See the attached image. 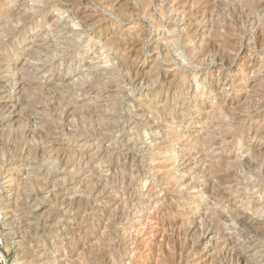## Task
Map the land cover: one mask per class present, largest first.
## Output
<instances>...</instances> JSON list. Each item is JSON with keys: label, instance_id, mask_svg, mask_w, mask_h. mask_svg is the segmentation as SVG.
<instances>
[{"label": "rangeland", "instance_id": "374dc122", "mask_svg": "<svg viewBox=\"0 0 264 264\" xmlns=\"http://www.w3.org/2000/svg\"><path fill=\"white\" fill-rule=\"evenodd\" d=\"M189 1L0 0L9 264H264V0H213L211 23ZM158 205L172 210L148 225Z\"/></svg>", "mask_w": 264, "mask_h": 264}, {"label": "bare ground", "instance_id": "6f19581e", "mask_svg": "<svg viewBox=\"0 0 264 264\" xmlns=\"http://www.w3.org/2000/svg\"><path fill=\"white\" fill-rule=\"evenodd\" d=\"M157 1V0H156ZM173 1V0H172ZM187 1L188 2H190L189 0H186V4H187ZM212 1L213 0H191V6L190 7H198V8H196L193 12H192V17L194 16V17H196V18H198L199 16H205V21H207L208 23H211V19H213V15H216V12H217V10L215 9V7L213 6V4H212ZM234 1V0H233ZM172 3V2H171ZM214 3H215V1H214ZM237 3V2H236ZM156 4V3H155ZM185 4V3H184ZM146 5V4H145ZM182 5V4H181ZM238 5V4H237ZM250 6L249 4H245V6ZM216 6V5H215ZM260 6L261 5H257L256 6V8L255 9H257V11L259 10V8H260ZM235 7V6H234ZM254 7H255V5H254ZM176 8V7H175ZM217 8V7H216ZM247 8V7H246ZM253 7H249L248 8V10L250 11V12H248V11H242V12H240L238 9L236 10V9H234L233 10V12H232V9H230L229 10V15L230 16H232V18L234 17V15H235V13L236 12H238L239 11V13H241V14H244V15H247V17H250V15L252 14L251 13V10H253L252 9ZM182 9V8H181ZM244 9V8H243ZM263 10V9H262ZM180 11H182V10H180ZM153 12V11H152ZM178 12V11H177ZM188 12V11H187ZM253 12H254V10H253ZM154 13V12H153ZM226 13V12H225ZM238 13V14H239ZM36 14V13H35ZM35 14L34 13H29L28 15H25V17H23V19H22V22H23V24H24V26L25 25H27V24H29V22L33 19V17L35 16ZM218 15H219V17H222V16H220V13H219V9H218V13H217ZM223 14V13H222ZM225 15V14H224ZM235 16H237V15H235ZM239 16V15H238ZM12 17V16H11ZM226 17L228 18L229 16L228 15H225V16H223L221 19H219L218 21H217V25H220L221 24V26L223 27V25H222V23H226L225 21H227V20H225L226 19ZM217 18V17H216ZM231 18V19H232ZM246 18V17H245ZM238 19V18H237ZM204 20V19H203ZM246 20H247V18H246ZM254 20V19H253ZM256 20H257V18H256ZM198 21V20H197ZM8 22V21H7ZM92 22V21H91ZM192 22H194L193 21V19L191 20V21H189V22H186V26H190L191 24H192ZM216 22V21H215ZM214 22V23H215ZM234 22V21H233ZM253 22V21H252ZM86 21H82V25L84 26V28L86 27H88L87 25H86ZM89 23V22H88ZM160 23V22H159ZM237 23V22H236ZM91 24V23H90ZM90 24H89V26H90ZM184 24V23H183ZM229 24V23H228ZM94 25V24H93ZM193 25V24H192ZM212 25V24H211ZM233 25V24H232ZM249 25V24H248ZM91 26H92V24H91ZM210 26V25H209ZM227 26V23H226V25H225V27ZM196 27V26H195ZM238 27V26H237ZM191 28V27H190ZM189 28V29H190ZM211 28H213V27H211ZM225 29V28H224ZM237 29V28H236ZM187 30V29H186ZM209 30V29H208ZM211 30V29H210ZM209 30V31H210ZM216 30V29H215ZM215 30H214V32H215ZM219 30V29H218ZM217 30V31H218ZM12 31V33L13 32H16L17 30L15 29V28H13V30H11ZM190 31V30H189ZM192 31H194V30H192ZM196 31V30H195ZM216 31V34H215V37L216 38H219L220 36H218L219 34H218V32ZM238 32V31H237ZM260 32V31H259ZM187 33V32H186ZM191 33V32H190ZM200 33V32H199ZM100 35V34H99ZM202 35V34H201ZM210 35V34H209ZM212 35H214V34H212ZM207 36V35H206ZM166 37V36H165ZM201 37V36H200ZM235 37V36H234ZM167 38V37H166ZM193 38L195 39V38H197V36L196 35H193ZM223 38V37H222ZM127 39V38H126ZM169 39H170V41H171V43L172 44H176V46L177 45H179L178 44V41H177V39H176V37L175 36H173V34H172V36L171 37H169ZM224 39H226V38H224ZM27 40V39H26ZM129 40V39H128ZM194 41V40H193ZM201 41H202V39H201ZM218 41H221V40H218ZM262 41V40H261ZM7 40L6 39H1L0 40V51L6 46V44H7ZM51 43V42H50ZM191 43H193V42H191ZM202 43V42H201ZM205 43V42H204ZM235 43V42H234ZM49 44V43H48ZM68 44H70L71 46H75V43L74 42H72V43H68ZM124 44V43H123ZM196 45V44H195ZM201 44H199V46H200ZM206 45V44H205ZM39 46V45H38ZM61 46H63V44H59V43H56V42H53V44L52 45H49L48 47H49V49L50 48H52V47H54V49H59ZM121 46H123V45H121ZM180 46V45H179ZM207 47L205 48V50H203V51H201V52H199V54H198V57H197V59H203L204 57L206 58V55L208 54V52L210 53V50H211V48L214 46V43L212 42V41H210L209 40V42H208V40H207V45H206ZM7 47V46H6ZM35 47H37V46H35ZM43 47V46H42ZM65 47V46H64ZM66 47H67V45H66ZM65 47V48H66ZM124 47V46H123ZM126 47V46H125ZM194 47V46H193ZM205 47V46H204ZM34 48V47H33ZM41 48V47H40ZM47 48V47H46ZM44 49L43 50V53L45 54L46 53V55L48 56V54H49V52H50V50L49 49ZM131 48V47H130ZM190 48V47H189ZM227 48V47H226ZM43 49V48H42ZM118 49V48H117ZM197 49H198V47H197ZM218 49V48H217ZM33 51L34 50H36V51H38L37 49H32ZM32 50H30V51H32ZM125 50V49H124ZM29 51V52H30ZM114 51H115V49H114ZM192 53L191 54H193L194 53V50L193 49H191L190 50ZM197 51V50H196ZM215 51H216V49H215ZM3 52V51H2ZM29 52H27L29 55H33L32 53H29ZM121 53H122V51H121ZM36 54H37V52H36ZM187 54V53H186ZM190 54V55H191ZM28 55V56H29ZM127 55V54H126ZM41 56V55H40ZM39 56V57H40ZM189 56V55H188ZM208 56V55H207ZM38 57V58H39ZM192 57V56H191ZM203 57V58H202ZM13 57L11 56V55H9V54H7L6 56H3V57H1L0 56V64H3V63H5V62H8L9 64H10V62H12L13 61V59H12ZM16 58V57H15ZM204 58V59H205ZM19 59V58H18ZM18 59H14L15 61H18ZM222 59V58H221ZM57 60V59H56ZM193 60V59H192ZM15 61H14V64H15ZM32 67V66H31ZM33 67H34V65H33ZM14 68V67H13ZM35 69V68H34ZM42 69V68H41ZM27 72L26 73H28L29 72V69L28 70H26ZM41 71V70H40ZM48 71V70H47ZM46 72V71H45ZM25 73V74H26ZM128 73V72H127ZM131 73V72H130ZM32 75V74H31ZM130 75V74H129ZM133 79V78H132ZM135 79V78H134ZM133 79V80H134ZM39 80V79H38ZM101 80V79H100ZM130 81H131V79H130ZM41 82V81H40ZM21 83V82H20ZM42 84V83H41ZM15 85V84H14ZM28 85V82L27 81H23L22 82V84H21V86H27ZM133 85V84H132ZM46 88V87H45ZM90 92V91H89ZM93 95V94H92ZM52 96H54V95H52ZM58 96V95H57ZM68 98V97H67ZM70 98V97H69ZM68 98V99H69ZM43 99V98H42ZM37 105V104H36ZM57 105V104H56ZM246 106V105H245ZM58 107V106H57ZM76 108V107H75ZM101 108V107H100ZM66 109V108H65ZM99 109V108H98ZM187 109V108H186ZM71 110V109H70ZM72 111V110H71ZM65 112H67V111H65ZM96 112V111H95ZM29 113V112H28ZM100 113V112H99ZM167 113V112H166ZM165 113V114H166ZM32 114V113H31ZM93 114V113H92ZM164 114V113H163ZM103 115V114H102ZM34 116V115H33ZM66 116V115H65ZM163 116V115H162ZM175 117L177 118V116H176V113H169V114H166L165 115V117H163V118H161V120L163 121L164 120V123H167V122H169L170 120H172V119H175ZM158 118V117H157ZM160 118V117H159ZM179 118V117H178ZM90 119V118H89ZM99 119V118H98ZM105 121V120H104ZM160 121V120H159ZM240 123V122H239ZM233 124V123H232ZM98 125V124H97ZM158 125V124H157ZM225 125H228V131H230V135H233L234 134V131H236L237 129H236V127H235V125H234V127H232V125H229V124H225ZM161 126V125H160ZM107 127V126H106ZM49 129V128H48ZM93 129V128H92ZM166 129V128H165ZM33 130V129H32ZM50 130V129H49ZM47 131V130H46ZM52 131V130H51ZM92 131V130H91ZM232 131V132H231ZM214 132V131H213ZM33 133V132H32ZM219 133V132H218ZM31 134V133H30ZM85 135V134H84ZM211 136V135H210ZM215 136H216V134H215ZM214 136V137H215ZM140 140V139H139ZM203 140V139H202ZM85 142V141H84ZM176 142V141H175ZM87 143V142H86ZM91 143V142H90ZM85 144V143H84ZM82 148V147H81ZM85 148V147H84ZM79 149V148H78ZM97 149H98V147H97ZM95 150H96V148H95ZM90 151V150H89ZM256 151V150H255ZM79 152V151H78ZM88 153V150H81V152H80V154H81V157L83 156V157H85L86 156V154ZM90 153V152H89ZM93 153H98V152H94L93 151ZM257 153L258 152H256V154L255 155H257ZM91 154V153H90ZM79 155V154H78ZM79 157V156H78ZM81 157H79V158H81ZM62 158V157H61ZM63 159V158H62ZM82 159V158H81ZM84 159V158H83ZM219 159V158H218ZM86 160V159H85ZM220 160V159H219ZM229 161V160H228ZM248 161V160H247ZM85 162V161H84ZM89 162V161H88ZM244 162H246V161H244ZM91 163V162H90ZM225 163V162H224ZM254 163V162H253ZM256 163V162H255ZM247 164L249 165V166H251L250 164V162L248 161L247 162ZM83 165H84V163H83ZM171 165V164H170ZM173 165V164H172ZM243 165V164H242ZM241 165V166H242ZM256 165V164H255ZM78 166V165H77ZM87 166H88V164H87ZM259 166V165H258ZM257 166V167H258ZM83 167V166H82ZM264 167V166H263ZM220 168H223V164H221L220 162L219 163H216V164H213L212 166H211V172H213V175L215 174V178H216V180L217 179H222V180H228L229 179V175L230 176H232V175H234V173L235 172H229L228 174H221L220 172H222V171H219V170H221ZM229 168V167H228ZM247 168V167H246ZM88 169V168H87ZM225 169V168H224ZM243 170V169H242ZM218 171H219V173H218ZM245 171V170H244ZM209 172H210V170H209ZM248 173V172H247ZM212 175V174H211ZM237 175V174H236ZM243 175H244V173H243ZM256 175L260 178V179H262V180H264V171L262 172V171H260V173H256ZM207 176H208V174H207ZM249 177V176H248ZM182 179V178H181ZM181 179H178L177 181H176V184L178 185V184H180V182H181ZM241 179V178H240ZM251 179V178H250ZM214 181V180H213ZM233 183V182H232ZM153 184V183H152ZM152 184H149L150 185V187L152 188ZM225 184V183H224ZM249 184V183H248ZM154 186V185H153ZM225 186V185H224ZM134 187V186H133ZM132 187V188H133ZM149 187V186H148ZM175 187V186H174ZM173 188V187H172ZM247 188V187H246ZM176 190V189H175ZM153 191V190H152ZM141 194H143L145 197H150V194H151V191H150V188L149 189H147L146 191H141ZM137 195V194H136ZM155 195V194H154ZM144 196H142V197H144ZM136 197V196H135ZM152 197V196H151ZM224 197V196H223ZM153 198V197H152ZM152 198H146V199H148V201H150V199H152ZM175 198V197H174ZM158 199V198H157ZM171 199V198H170ZM145 200V199H144ZM154 200V199H153ZM146 201V200H145ZM148 201H146V204H147V202ZM161 201H163V200H161ZM175 201V200H174ZM174 201H172V202H174ZM164 202H165V200H164ZM155 203V202H154ZM227 203V202H226ZM148 204H150V202H148ZM144 205V204H143ZM155 205V204H154ZM166 205V204H165ZM164 205V206H165ZM167 205H168V203H167ZM176 205V204H175ZM147 206H150V205H147ZM146 205H145V207H147ZM152 207H153V205H151ZM164 206H161V205H158V206H156V207H154V208H152V212L150 213V217H148L147 219H148V225H152V223H154L153 221L154 220H159L161 217H163L164 215H166L168 212H170L171 210H172V206H170V207H164ZM169 206V205H168ZM174 207V206H173ZM258 207V206H257ZM150 208V207H149ZM148 208V209H149ZM264 208V207H263ZM175 209V208H174ZM253 209H255V208H253ZM259 209V208H258ZM178 210V209H177ZM263 211L262 212H260L259 211V213H258V215L259 214H264V209H262ZM255 211H257L256 209H255ZM147 212H150V211H147ZM226 216V215H225ZM146 219V220H147ZM161 220V219H160ZM264 220V219H263ZM158 222V221H157ZM160 222V221H159ZM161 223V222H160ZM157 224H159V223H157ZM192 224V223H191ZM164 225V224H163ZM162 225V226H163ZM158 226H161V225H158ZM158 226L156 227V228H158ZM149 227H151V226H149ZM149 227H148V230H149ZM244 227V226H243ZM135 228V227H134ZM152 228H153V226H152ZM152 228H150L151 230H152ZM162 228H164V226L162 227ZM157 230V229H156ZM153 231V230H152ZM161 231V230H160ZM164 231V230H163ZM260 231V230H259ZM258 231V232H259ZM176 232V231H175ZM241 232V231H240ZM145 233V232H144ZM150 233V232H149ZM159 233V232H158ZM164 233V232H163ZM165 233H167L166 231H165ZM179 233V232H178ZM181 233V232H180ZM262 233V232H261ZM161 234V233H160ZM168 234V233H167ZM174 234V233H173ZM157 235V234H156ZM162 235H164V234H162ZM144 236H145V234H144ZM158 236V235H157ZM147 237V236H146ZM149 237V236H148ZM154 237V236H153ZM156 237V236H155ZM160 237V236H159ZM161 237H163L164 238V236H161ZM160 237V238H161ZM166 237V236H165ZM175 237H177V236H175ZM181 237V236H180ZM263 237V236H262ZM190 238V237H189ZM133 239H134V237H133ZM167 239H170V238H167ZM144 240V239H143ZM159 240V239H158ZM161 240V239H160ZM165 241H167V240H165ZM164 241V242H165ZM181 241H183V240H181ZM159 243V242H158ZM131 244V243H130ZM134 244V243H133ZM136 244V243H135ZM161 244V243H160ZM159 244V245H160ZM165 244V243H164ZM171 244V243H170ZM84 245V244H83ZM158 245V244H157ZM166 245V244H165ZM138 246H140V245H138ZM141 247H143V245L141 246ZM145 247V246H144ZM143 247V248H144ZM155 247V246H154ZM161 247V246H160ZM159 247V248H160ZM165 247V246H164ZM168 247V246H167ZM190 247H191V245H190ZM220 247V246H219ZM166 248V247H165ZM139 249V248H138ZM145 249V248H144ZM143 249V250H144ZM155 249V248H154ZM161 249V248H160ZM180 249H181V247H180ZM196 249V248H195ZM227 249H228V247H227ZM230 249V248H229ZM232 249V248H231ZM140 251H139V253L141 254V249H139ZM151 250L153 251V249L151 248ZM157 250H159V249H157ZM157 250H156V252H157ZM162 250V249H161ZM183 250V249H182ZM145 251V252H144ZM143 252H144V254H148L147 252H146V250H144ZM185 251V250H184ZM187 251V250H186ZM185 251V252H186ZM189 251V250H188ZM193 251V250H192ZM235 251V250H234ZM135 252V251H134ZM142 252V253H143ZM159 252H161L160 250L158 251V253ZM233 252V251H232ZM138 253V255H140ZM150 253V252H149ZM135 254V253H134ZM143 254V255H144ZM153 255H154V252L152 253ZM157 254V253H156ZM237 254V253H236ZM137 255V254H136ZM152 255V256H153ZM134 256V255H133ZM132 256V257H133ZM142 256V255H141ZM140 256V257H141ZM159 256V255H158ZM161 256V255H160ZM236 258V257H235ZM132 259H134V258H132ZM142 260L144 259L143 257L141 258ZM149 259V258H148ZM148 259H144V261L142 262V264H154V262H153V260H148ZM153 259V258H152ZM136 260H137V258H136ZM135 260V261H136ZM134 261V262H135ZM131 262V261H130ZM133 262V261H132ZM137 262V261H136ZM107 263V262H106ZM107 264H109V263H107ZM132 264V263H131ZM133 264H135V263H133ZM137 264V263H136Z\"/></svg>", "mask_w": 264, "mask_h": 264}, {"label": "built area", "instance_id": "2783aa9c", "mask_svg": "<svg viewBox=\"0 0 264 264\" xmlns=\"http://www.w3.org/2000/svg\"><path fill=\"white\" fill-rule=\"evenodd\" d=\"M2 227H3V217L2 215H0V264H9V259L4 249Z\"/></svg>", "mask_w": 264, "mask_h": 264}]
</instances>
